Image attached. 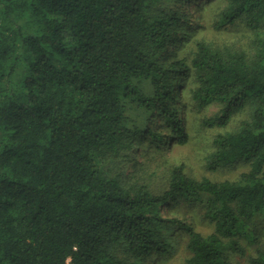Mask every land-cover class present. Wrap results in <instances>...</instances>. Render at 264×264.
I'll list each match as a JSON object with an SVG mask.
<instances>
[{
  "label": "trees",
  "instance_id": "1",
  "mask_svg": "<svg viewBox=\"0 0 264 264\" xmlns=\"http://www.w3.org/2000/svg\"><path fill=\"white\" fill-rule=\"evenodd\" d=\"M183 0H0V264H142L166 254L159 207L206 198L212 233L191 226L187 264H238L242 238L264 219V0H226L219 25L242 22L252 51L197 40L191 62L160 61L185 19ZM193 71L192 98L222 104L206 167L238 161L231 180L175 165L156 191L124 181L144 139H188L171 105L176 76ZM158 116L166 133L150 124ZM150 124V125H149ZM142 140V141H141ZM249 264H264V247Z\"/></svg>",
  "mask_w": 264,
  "mask_h": 264
},
{
  "label": "rangeland",
  "instance_id": "2",
  "mask_svg": "<svg viewBox=\"0 0 264 264\" xmlns=\"http://www.w3.org/2000/svg\"><path fill=\"white\" fill-rule=\"evenodd\" d=\"M225 3L226 0H183L181 8L186 13V20L183 19L178 24L176 35L167 49L160 54V61L169 63L174 59L186 57L190 63L196 42L201 39L215 45L239 46L251 52L252 31L244 23L238 21L235 24L219 25V10ZM175 84L172 89L174 99L169 100V103L182 110L181 119L188 139L180 142L162 138L158 144L147 138L141 140L138 148L130 153L127 161L125 160L124 181H145L156 191H163L168 186L172 168L182 163L187 173L194 177L206 175L213 180L239 178L242 172L250 168L246 161L210 170L206 167L204 157L213 150L214 136L221 131L237 129L249 116V109L237 112L225 127L207 126L204 120L220 113L222 104L210 103L204 107L197 104L191 95V89L196 86L191 70L188 74H178ZM155 117L150 119V124L168 133L167 124L158 116ZM205 203L206 198L194 202L182 200L178 203L167 201L161 204L158 209L159 219L157 218L160 225L159 234L167 242L169 252L163 254L154 251L145 257L142 264H187V259L191 256L187 226L205 235L215 229L214 222L205 216ZM254 232L257 240L242 238L241 243L245 246V251L231 252L232 261L249 264L250 257L256 254L260 247H264L263 218H258Z\"/></svg>",
  "mask_w": 264,
  "mask_h": 264
}]
</instances>
